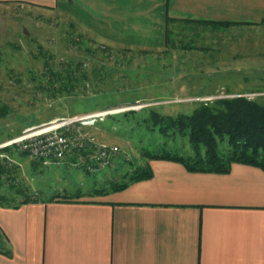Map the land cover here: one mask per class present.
Returning <instances> with one entry per match:
<instances>
[{"label":"rangeland","instance_id":"374dc122","mask_svg":"<svg viewBox=\"0 0 264 264\" xmlns=\"http://www.w3.org/2000/svg\"><path fill=\"white\" fill-rule=\"evenodd\" d=\"M188 7L182 16L177 11L172 16L169 0L160 5L131 0L120 10L132 20L128 30L105 32L87 28L95 22H76L56 6L0 2V105L9 111L0 119V195L15 201L25 193L33 199L101 193L130 179L163 139L143 124L131 126L128 134L111 115L133 110L141 120L152 107L175 115L191 112L199 101L240 95L264 101V0H203ZM194 21L234 24L215 30ZM70 60H82L80 71L89 79L68 95L58 90L57 80L49 86L44 73L46 61L57 69ZM88 115L95 117L81 128L91 140L83 153H93L97 144L114 147L110 166L89 171L75 165L77 153L46 166L15 144L5 145L34 125ZM166 142L169 150L192 154L187 137Z\"/></svg>","mask_w":264,"mask_h":264},{"label":"crops","instance_id":"0c3cea01","mask_svg":"<svg viewBox=\"0 0 264 264\" xmlns=\"http://www.w3.org/2000/svg\"><path fill=\"white\" fill-rule=\"evenodd\" d=\"M128 1L0 0L56 6L105 32L128 30L132 20L120 11ZM169 1L175 16L203 0ZM147 164L152 175L121 190L0 204V264H264L263 167L233 162L227 172L202 171L167 158Z\"/></svg>","mask_w":264,"mask_h":264},{"label":"trees","instance_id":"16d2710c","mask_svg":"<svg viewBox=\"0 0 264 264\" xmlns=\"http://www.w3.org/2000/svg\"><path fill=\"white\" fill-rule=\"evenodd\" d=\"M196 23L209 25L215 30H226L234 24L229 21H199ZM74 42L77 43L78 41L74 40ZM83 65L82 60L78 62L70 60L61 62L60 66L54 69L46 61L45 80H48V85L51 84L53 87H55L54 81L57 80L60 88L58 90H63L64 93L69 95L79 86L82 79H89L85 71H82V73L80 71L81 68L84 70ZM94 74L96 75V72ZM45 89H49V87ZM8 112V107L1 104L0 119ZM135 114L138 113L130 110L121 115H111L108 118L118 124L121 130L127 131L128 134L132 132L131 126L143 124L150 130L148 133L154 135V138L160 136V139H163L160 147L145 154L148 159H175L182 161L192 170L214 172L229 171L233 162L255 164L264 168V101L240 95L221 97L212 101H199L191 112H180L175 115L162 113L153 107L148 116L141 120L134 117ZM133 117L136 121H133ZM130 119H132L131 125L127 123ZM105 127H107V124ZM107 128L110 129L111 126L108 125ZM178 137L188 138L192 154L184 156L166 148V141ZM19 152L21 153V151ZM22 153L26 154L25 152ZM34 162L37 163L36 160ZM151 175L152 172L146 164L138 168L127 181L112 183L110 189H124L131 182L148 178ZM26 190L23 188L17 189L18 192L23 193ZM102 190L101 193L106 192V190ZM86 194L88 192L78 191L72 194L64 192L51 197L40 196L33 199L25 193L23 199L15 200V198V201H11L10 197L8 198L6 193H3L0 195V204L20 205L56 198L64 200L79 199L87 196Z\"/></svg>","mask_w":264,"mask_h":264},{"label":"built area","instance_id":"2783aa9c","mask_svg":"<svg viewBox=\"0 0 264 264\" xmlns=\"http://www.w3.org/2000/svg\"><path fill=\"white\" fill-rule=\"evenodd\" d=\"M82 126V116L55 119L34 125L33 132H25L24 130L7 141L5 145H20V150L29 151L34 160L46 166L53 159L64 160L71 158L74 153H77L79 158L75 165H84L89 171H95L101 165L110 166L112 164L111 156L117 154V151L109 145L97 144L93 153H83L88 151L91 140L84 136Z\"/></svg>","mask_w":264,"mask_h":264},{"label":"bare ground","instance_id":"6f19581e","mask_svg":"<svg viewBox=\"0 0 264 264\" xmlns=\"http://www.w3.org/2000/svg\"><path fill=\"white\" fill-rule=\"evenodd\" d=\"M106 113L105 112H101V113H99V114H94V115H99V117L100 116H102V115H105ZM94 115H88V116H82V125H84V124H89L88 123V119L89 118H91L92 116H94ZM95 117V116H94ZM31 132H33V131H31ZM11 145V144H10ZM14 145V144H13ZM17 147H18V149L20 150V145H17V144H15ZM112 149H115L116 151H117V149L116 148H114V147H112ZM20 151H22V150H20ZM22 152H25V153H28L29 155H31V153L29 152V151H22ZM101 166H107V165H101Z\"/></svg>","mask_w":264,"mask_h":264},{"label":"water","instance_id":"95a60500","mask_svg":"<svg viewBox=\"0 0 264 264\" xmlns=\"http://www.w3.org/2000/svg\"><path fill=\"white\" fill-rule=\"evenodd\" d=\"M24 33H25V34H28V31L25 29V30H24Z\"/></svg>","mask_w":264,"mask_h":264}]
</instances>
